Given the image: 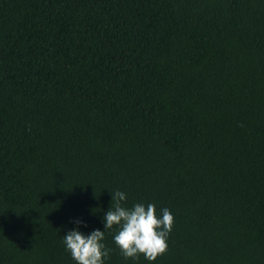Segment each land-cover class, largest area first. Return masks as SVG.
Returning a JSON list of instances; mask_svg holds the SVG:
<instances>
[{
  "label": "trees",
  "instance_id": "obj_1",
  "mask_svg": "<svg viewBox=\"0 0 264 264\" xmlns=\"http://www.w3.org/2000/svg\"><path fill=\"white\" fill-rule=\"evenodd\" d=\"M117 190L174 216L157 260ZM77 228L264 264V0H0V264H76Z\"/></svg>",
  "mask_w": 264,
  "mask_h": 264
},
{
  "label": "clouds",
  "instance_id": "obj_2",
  "mask_svg": "<svg viewBox=\"0 0 264 264\" xmlns=\"http://www.w3.org/2000/svg\"><path fill=\"white\" fill-rule=\"evenodd\" d=\"M111 196L114 203L103 217L104 228L118 229L113 240L124 259H137L143 255L151 262L163 256L168 251L167 238L174 225L170 210L161 209L162 215L158 216L154 204L145 206L137 203L127 208L122 205L126 201V193L117 190ZM76 223L80 225L83 222L77 220ZM105 230L97 229L85 235L77 228L63 236L66 250L76 264H104V259L111 252L103 243Z\"/></svg>",
  "mask_w": 264,
  "mask_h": 264
}]
</instances>
